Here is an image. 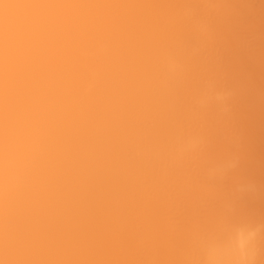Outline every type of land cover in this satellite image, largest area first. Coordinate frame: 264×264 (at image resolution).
<instances>
[{
  "label": "clouds",
  "instance_id": "9594fccd",
  "mask_svg": "<svg viewBox=\"0 0 264 264\" xmlns=\"http://www.w3.org/2000/svg\"><path fill=\"white\" fill-rule=\"evenodd\" d=\"M257 13L0 0V264H264Z\"/></svg>",
  "mask_w": 264,
  "mask_h": 264
},
{
  "label": "bare ground",
  "instance_id": "6f19581e",
  "mask_svg": "<svg viewBox=\"0 0 264 264\" xmlns=\"http://www.w3.org/2000/svg\"><path fill=\"white\" fill-rule=\"evenodd\" d=\"M254 23L255 31L258 34L264 29V24L261 23L260 13H257ZM250 67L257 85H264V73L261 72L259 66L253 64ZM245 123L251 140L254 157L257 162H264V109L257 107ZM256 175L258 179H264V170L257 168Z\"/></svg>",
  "mask_w": 264,
  "mask_h": 264
}]
</instances>
